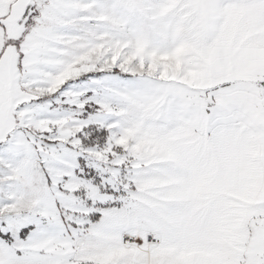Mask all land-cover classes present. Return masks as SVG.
Segmentation results:
<instances>
[{"label": "snow or ice", "instance_id": "snow-or-ice-1", "mask_svg": "<svg viewBox=\"0 0 264 264\" xmlns=\"http://www.w3.org/2000/svg\"><path fill=\"white\" fill-rule=\"evenodd\" d=\"M0 264H264V0H0Z\"/></svg>", "mask_w": 264, "mask_h": 264}]
</instances>
